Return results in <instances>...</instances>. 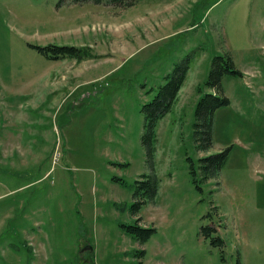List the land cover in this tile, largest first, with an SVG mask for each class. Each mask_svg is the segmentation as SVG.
<instances>
[{
	"label": "rangeland",
	"instance_id": "rangeland-1",
	"mask_svg": "<svg viewBox=\"0 0 264 264\" xmlns=\"http://www.w3.org/2000/svg\"><path fill=\"white\" fill-rule=\"evenodd\" d=\"M90 46L48 59L35 46ZM229 99L212 146L192 124L215 54ZM189 56L148 156L143 104ZM229 148L216 180L195 188L189 160ZM157 189L133 224L134 182ZM114 178H120L119 183ZM216 181L218 184H216ZM213 226L205 235L202 226ZM219 236L222 244L213 245ZM143 251L141 254L140 252ZM264 264V0H138L127 8L75 0H0V264Z\"/></svg>",
	"mask_w": 264,
	"mask_h": 264
},
{
	"label": "trees",
	"instance_id": "trees-1",
	"mask_svg": "<svg viewBox=\"0 0 264 264\" xmlns=\"http://www.w3.org/2000/svg\"><path fill=\"white\" fill-rule=\"evenodd\" d=\"M90 1L94 4L108 3L118 8L131 7L138 0H75L77 3ZM38 52L48 59L75 58L81 61L91 58L94 54L90 46H57L45 45L35 46ZM190 67L189 56L175 63L172 69L164 75L163 84L159 85L155 96L150 102L143 104L141 111L144 115V133L142 135L146 152L150 157L155 151L151 142L156 134L158 122L171 110L178 98V92L185 80ZM241 76L240 70L235 68L234 62L228 53L215 54L210 60L209 70L206 79L197 85L196 91L200 94L194 106V129L193 136L198 151L207 152L212 146V135L214 128L215 112L230 102L224 94L222 78L224 75ZM229 148H225L215 153L199 156L195 162L189 160V173L195 188L202 191L201 185L211 180H216L220 170L228 157ZM119 183H124L120 178H114ZM216 184L218 182L216 181ZM133 203L130 211L135 216L133 224L120 223L119 226L126 234L132 236L140 243L148 240L155 231L154 227H147L140 224V206L146 201H151L157 189V179L154 174L142 175V179L134 182ZM205 235L209 236L210 231L216 230L211 225L202 226ZM211 243L215 246L222 244L223 240L219 236L211 238ZM217 243V244H216ZM141 254L143 251L140 252ZM236 264H240L236 260Z\"/></svg>",
	"mask_w": 264,
	"mask_h": 264
}]
</instances>
